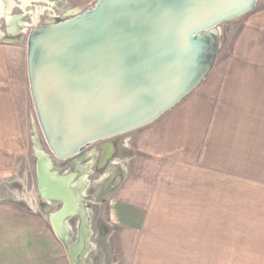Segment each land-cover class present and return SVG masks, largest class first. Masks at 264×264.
Masks as SVG:
<instances>
[{"label": "crops", "instance_id": "1", "mask_svg": "<svg viewBox=\"0 0 264 264\" xmlns=\"http://www.w3.org/2000/svg\"><path fill=\"white\" fill-rule=\"evenodd\" d=\"M250 12L229 56L228 41H220L203 81L137 131L132 156L130 141L118 148L124 154L113 165L129 162L130 170L115 185L112 177L109 218L136 234L128 239L137 241L141 255L149 240L171 238L163 230L147 231L149 224L175 222L170 209L186 207L190 223L208 224L210 209L220 208L232 218L220 224L233 227L220 232L223 238L255 241L251 255L264 259V7ZM5 48L0 45V177L11 168L21 136ZM245 208L248 214L239 211ZM49 217L0 199V264H70L67 255L74 257L75 249L66 251ZM243 218L250 224L244 233L237 224Z\"/></svg>", "mask_w": 264, "mask_h": 264}, {"label": "water", "instance_id": "2", "mask_svg": "<svg viewBox=\"0 0 264 264\" xmlns=\"http://www.w3.org/2000/svg\"><path fill=\"white\" fill-rule=\"evenodd\" d=\"M261 1L98 0L83 13L33 31L28 79L50 154L77 163L85 147L104 142L103 150H112L105 162L110 160L112 139L154 123L203 81L217 56L218 27ZM10 18L6 24L17 32L21 18ZM61 172L50 155L36 152L38 194L61 204L49 219L67 240L65 222L85 216L82 181L75 183L82 171Z\"/></svg>", "mask_w": 264, "mask_h": 264}, {"label": "rangeland", "instance_id": "3", "mask_svg": "<svg viewBox=\"0 0 264 264\" xmlns=\"http://www.w3.org/2000/svg\"><path fill=\"white\" fill-rule=\"evenodd\" d=\"M4 1L6 5L8 1L14 3L12 10L6 15L22 17L26 12L30 18L34 19V25L24 27L23 31L20 32V30L18 31V24L16 32V29L14 30L13 27H9L6 24L4 16L0 18V45L7 46L5 48L6 59L17 107L19 135H21L19 152L13 158L11 168L6 170L0 177V199L15 201L18 207L34 210L35 214L48 218L59 211L60 203L49 202L50 204H47L37 191L35 174L36 152L41 151L50 155V150L42 133L30 92L27 70L28 38L33 31L43 28L51 22H62L70 19L72 14L85 12L92 8L98 0H26L28 5L25 8H23L25 0ZM256 7L254 8L256 10L263 8L264 1L258 2ZM248 14L222 23L218 27V48L220 41H228L224 56H229L230 46L237 39L243 21ZM137 131L125 134L120 138L114 139V141L112 140L114 148H120L124 140L130 141L128 143L127 156L131 157ZM121 152L122 150L118 149L111 160L104 162L100 166L106 165V168L95 174L96 184H91L89 178L86 177V168L92 161H89L84 154V157L82 156V159L77 164L61 172L62 175L66 172L69 174L78 170L82 171L81 176L78 177L75 183L82 181L81 189L79 190L80 205L85 214L86 231H89V234L86 232L83 238L78 234L80 237L73 238L69 236L67 240H63L66 251L70 248L75 249L73 251L74 257L67 255L70 264L264 263L263 257L257 258L251 255L253 251H251L249 245L255 243V241L234 240L232 237L223 238L220 232L228 231L233 227L231 223L220 224L225 219L220 208L210 209V223L208 224L190 223V218L193 217L186 207L175 210L170 209L171 215H177L175 222L149 224L147 231L163 230L171 238L156 242L149 240L148 249L144 251V255H141V251L136 250L135 244H137V241L128 239L129 237L134 238L136 234L129 236V229L125 225L117 226L112 224L109 218V195L107 190L113 183L112 177H114L115 185L117 178L121 179L130 170L129 162L121 161L118 165H113V162ZM164 210L169 214V208H164ZM244 210L248 214V208L240 209L239 211ZM96 215L99 217L96 222H100L101 226L92 228V220L89 218ZM226 219L232 220V218L228 217ZM75 220H78V218H75ZM237 224L238 231L242 233L250 231V224L244 218L241 223ZM120 238L123 240H120ZM167 247L171 248L172 255H169V250H165Z\"/></svg>", "mask_w": 264, "mask_h": 264}, {"label": "flooded vegetation", "instance_id": "4", "mask_svg": "<svg viewBox=\"0 0 264 264\" xmlns=\"http://www.w3.org/2000/svg\"><path fill=\"white\" fill-rule=\"evenodd\" d=\"M71 16H73V15H71ZM59 22H61V21H59ZM117 138H120V137H117ZM117 138H114V139H117ZM114 139H112V140L114 141ZM103 143L104 142H98V143L91 144V145L85 147L84 150L81 153L82 156L84 154V156L89 161H92V162L89 163V165L86 168V177L89 178V181L91 182V184L92 183L96 184V182H97L96 179H95V174L98 171H101V170L103 171L106 168V165H103V167H100L102 164H104L105 158L107 157L106 150L105 151L103 150ZM114 155H115V153H114ZM50 157L52 158L53 164L61 166L62 170L68 169L69 167L73 166L74 164H77L76 162H70V161L66 162V163L65 162H59L58 160H56L52 156V154H50ZM112 157H111V159H112ZM64 165H66V167H64ZM88 168H91V169H88ZM66 173H68V172H66ZM52 202H54V201H52ZM47 204H50V203H47ZM59 205H60V208H61V204H59ZM60 208H59V210H60ZM75 218L76 219L78 218V220H75ZM84 218H85V216L83 217V216L78 214V215L72 216L71 218H69L65 222V229H64L63 232H64V234H66L67 238L69 236H71L73 238L82 236L81 238H83L84 235L86 234V232L89 234V231H86V221L84 220ZM98 218L99 217L97 215L95 217H90L89 218V219L92 220L91 221V223L93 225V226H91L92 228H94V227L95 228H99V226H101L100 222L99 223L96 222L98 220ZM78 234L80 236H78Z\"/></svg>", "mask_w": 264, "mask_h": 264}, {"label": "bare ground", "instance_id": "5", "mask_svg": "<svg viewBox=\"0 0 264 264\" xmlns=\"http://www.w3.org/2000/svg\"><path fill=\"white\" fill-rule=\"evenodd\" d=\"M13 5H14L13 2L8 1V4L6 5V2L4 0H0V18L2 16H4L6 18V20L11 19L10 16L6 15V14H8L10 12V9L12 8ZM26 5H28V1L25 0L23 2V8H25ZM72 15H75V14H72ZM20 18H21V22L18 25V31L20 30V32H21V31H23L24 27L34 25V19L30 18L28 13L25 12V15H23ZM104 147H105L104 150H106L107 155H108V153L110 154L112 152L110 145H105ZM39 154H41V153H39ZM74 208H75L74 204L70 205V211L71 212L72 211L74 212Z\"/></svg>", "mask_w": 264, "mask_h": 264}]
</instances>
